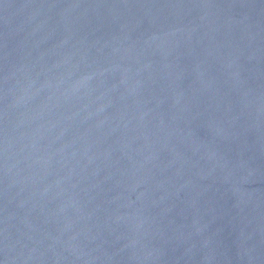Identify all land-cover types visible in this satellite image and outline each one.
I'll return each mask as SVG.
<instances>
[{
  "label": "water",
  "instance_id": "95a60500",
  "mask_svg": "<svg viewBox=\"0 0 264 264\" xmlns=\"http://www.w3.org/2000/svg\"><path fill=\"white\" fill-rule=\"evenodd\" d=\"M0 264H264V0H0Z\"/></svg>",
  "mask_w": 264,
  "mask_h": 264
}]
</instances>
